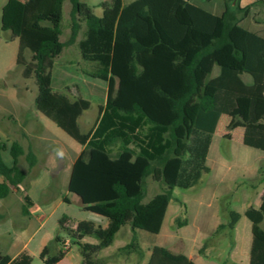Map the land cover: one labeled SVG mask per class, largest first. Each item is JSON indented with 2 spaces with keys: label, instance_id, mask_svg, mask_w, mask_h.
I'll return each mask as SVG.
<instances>
[{
  "label": "trees",
  "instance_id": "obj_1",
  "mask_svg": "<svg viewBox=\"0 0 264 264\" xmlns=\"http://www.w3.org/2000/svg\"><path fill=\"white\" fill-rule=\"evenodd\" d=\"M64 1L8 0L1 28L10 32L8 39H19L17 66L23 67V78L35 79L38 109L83 146L68 190L80 197L83 209L105 217L108 225L75 222L67 214L59 225L78 244L81 264H105L98 255L113 244L121 227L129 224L134 231L160 233L182 178L191 177L189 187L201 184L210 168L200 165L194 170L196 159L206 156L221 115L233 113L241 97L251 100L244 144L264 151V72L248 67L249 38L260 36L242 25L262 0L247 6H241V0H224L221 15L186 0H136L127 5L124 0H105L102 15H97L88 3L70 0V36L63 41ZM81 33L84 73L108 84L106 103L87 133L81 131L78 119L91 102L72 100L52 85L55 60ZM216 66L219 73L213 77ZM246 74L252 83L244 81ZM209 88L215 91L210 93ZM23 155L30 168L37 162L35 153L26 152L18 140L0 138V200L20 192L26 178L19 167ZM149 176L162 191L144 202ZM23 200V215L30 217L32 200L28 195ZM245 215L254 236L251 264H264V190L259 205L248 207ZM240 217L230 211V221L219 229L233 230ZM177 223L188 224L186 207ZM87 235L98 242H83ZM53 242L61 248L49 255L45 246L41 253L45 264L58 263L68 251L60 232ZM118 251L144 257L135 233ZM0 254V264L33 261L26 252L14 259L1 250ZM147 264L196 263L183 252L155 245Z\"/></svg>",
  "mask_w": 264,
  "mask_h": 264
},
{
  "label": "crops",
  "instance_id": "obj_2",
  "mask_svg": "<svg viewBox=\"0 0 264 264\" xmlns=\"http://www.w3.org/2000/svg\"><path fill=\"white\" fill-rule=\"evenodd\" d=\"M186 1H189L190 3H193L216 15H221L225 9L224 0ZM256 1L257 0H241L240 3L241 6H247ZM262 2H258L254 6L253 13L242 21V25L251 32L257 33L260 36H252L249 38L248 67L251 70L264 72V40L262 39L264 38V0H262ZM124 3L127 5L131 2L126 3L124 1ZM102 13L103 9L100 13H97V15H102ZM81 38L82 37L79 34L75 41V43L79 45V48ZM1 40L0 80L7 78L9 73L11 71H14L15 67H18L17 55L19 50L18 38L8 39L7 37V39ZM11 45L14 46V52L11 55L10 59H6V49ZM63 53L64 51L62 52V54ZM13 59H15L14 63ZM57 61L58 60H55L54 68ZM65 69V75H67V77H73V72H75L77 76L82 78L81 80L82 82H84L83 88L86 86V89L84 88L86 94L88 93L93 95L94 93L99 97V99L96 101V104L98 105V116L93 127H90L91 130L96 125L97 120L100 116V112L106 103L105 97L107 99L108 84L105 81L107 84L106 89L103 83L98 82L95 78L87 76L84 73V66L81 63H79L78 66H75V68L67 65ZM218 73L216 75H218ZM216 75L212 76L214 77ZM21 76L22 72H20V74L15 77V79L14 77L10 78L9 82H5L4 85L0 83V96L2 98L10 97V99L14 103V106H0V138L9 137L11 139L18 140L23 145L26 152L31 150L35 153L37 162L33 167L30 168L28 162L26 161L25 155L20 157L19 163L22 160V157L26 163L22 168L26 171V178L20 185V192L12 191L7 197L0 200V250L2 254L10 256L12 257V259L16 258L22 252H26L33 257L32 264L35 261L36 257H38L42 261V263L45 264L44 259L41 258V253L44 247H49V255L57 254L61 248L60 244L53 242V239L57 234V228L52 226L51 218L52 214L56 210V207L55 202L53 201L54 198L52 192L50 191V187L53 180L60 176L64 177L67 181H65V183L68 189L73 165L82 152L83 146L71 136L63 134L61 132L62 129L52 119L41 112L38 109L37 105H22L24 104V99L21 98V95L19 93V79L21 78ZM243 79L248 84L252 83V78L248 74L244 75ZM90 86L93 92H91ZM54 89L56 90L55 87ZM209 89L210 93H213L215 91L214 88ZM25 90L28 93L32 92L29 87H27ZM58 92L67 95L66 92ZM84 96L78 98H85ZM88 100L91 102V108L93 105L92 101L90 99ZM240 100H245V106L249 112L247 119H245V121H247L248 119H250L251 100L247 97H241L238 100V106ZM84 112L78 119L79 127L81 122H83L85 125L91 124L90 120L83 118ZM227 115L230 116V114L221 115L216 130L212 135V140L204 159H207L209 161V159L211 158L210 156L212 153L215 137L220 129H222V138L227 137L230 140V145H226L224 146V148L221 144L219 145L218 150L216 151V154L218 156L217 166L213 163H208L207 165H205L210 168L209 173H207V179L205 180H208V187H204L205 181L203 180V178L201 187L199 188L200 198L207 194V197L205 199L208 205H219V201L229 198L230 192L227 189L231 187L230 183L232 184V182H234L237 178H244L245 180V178H247V176L249 175H251L252 177V175L258 176V174H260V187L256 197H249L247 199L248 207H250L251 205H259L264 190V166L261 164L250 166L237 153L236 145L234 143L235 130L233 129V131H230V129H232L230 123L223 121L224 116ZM241 126L242 131L240 132L239 136L240 141H243L244 143V120L241 121ZM59 128L61 129L60 132ZM249 151L250 154L257 156L258 158L264 157V154H261L257 151ZM199 166L196 164L194 166V170ZM2 180L3 177L0 174V181ZM243 182L246 183V181ZM229 190H231V188ZM68 193L71 192H69L68 190ZM23 195H28L33 203V205L29 208L30 217H26L25 215H23ZM170 207L171 203L165 215L164 223L170 211ZM248 207L239 212L241 214V217L233 230H230L226 227L219 229V225L225 223L221 222L218 218L219 211L213 210L215 211L217 216L216 218H214L211 230L206 232L205 236L206 238H209L213 235H216L215 238L218 239L216 245L223 251L225 250V247L222 237L227 235L230 236V246L221 256H216L214 259H211L209 258V255L208 253H206V251H204L203 253L200 252L201 247H197L191 252H187L185 250L182 252L185 253L196 264H251V250L254 236L252 231V222L247 216V218H245V211ZM101 219L102 220L100 221H92H94L97 225L106 227L108 225V220L106 218ZM73 220L77 222L79 220L89 219L74 218ZM73 227H75V223ZM261 227L264 229V221L261 223ZM134 233L136 234L137 239L144 251V257L141 259L140 263H138L139 261L137 260V258H135L136 253L127 254L118 251L119 248L125 246L131 241ZM140 233V229H136V231H134L129 224L121 227V229L116 234L113 244L102 249L98 257L103 259L105 264H147L151 256L152 249L155 245L149 243V247H146V245L144 244V239L140 236ZM120 235L122 236L121 239L119 238ZM61 236L65 240L64 245L65 248L68 249V251L63 259H61L56 264H81L83 257L80 252L79 246H76L74 244V240L69 234H61ZM82 241L90 243L98 242V240L91 235L85 236ZM66 243H68V246L66 245Z\"/></svg>",
  "mask_w": 264,
  "mask_h": 264
},
{
  "label": "rangeland",
  "instance_id": "obj_3",
  "mask_svg": "<svg viewBox=\"0 0 264 264\" xmlns=\"http://www.w3.org/2000/svg\"><path fill=\"white\" fill-rule=\"evenodd\" d=\"M8 0H0V42H2L1 39H7V37H11L10 32H5L1 28V17H2V9L5 3ZM86 3H88L90 6L93 7V10L97 13H100L103 9L102 2L105 0H82ZM126 3H130L136 0H124ZM71 2L70 0H65L63 4V21H62V34H61V40H68L70 36V25H71ZM82 37V33L80 34ZM14 52V46L11 45L10 47H7L6 49V59H10L11 55ZM26 57L30 59L31 53L29 50L26 51ZM58 60L55 68H54V87L57 91L66 92L67 95L71 99H75L81 96H84L86 99H90L92 101V107L84 112L83 118L90 120L91 124L85 125L83 122L80 123V128L83 133H87L90 130V127H93L97 116H98V105L96 104L99 97L97 94H86V86L83 88L84 82H82V78L76 75L75 72L74 76L67 77L65 75V67L68 65L72 66V68H75V66H78L79 63H81L83 66L85 65V61L82 58L81 51L79 48V45L77 43L72 44L65 48L64 53L58 57ZM15 62V59H13V63ZM73 65H72V64ZM14 65V64H13ZM75 65V66H74ZM23 67H15L14 71H11L7 78H4L0 80V83L2 85L5 84V82H9L10 78L17 77L20 72H22ZM219 72V67L216 66L213 74L216 75ZM72 74V73H71ZM20 80V90L19 93L21 95V98L24 99L23 106H36L35 98L38 94V88L35 83L34 78L29 79H23L22 76L19 79ZM98 82H101L104 84L105 88L107 89V84L105 81L101 79H96ZM29 87L31 89V93H28L25 89ZM91 88V86H90ZM210 90V89H209ZM91 92H93L91 88ZM245 100L239 101V106L237 110L233 114H230V116H224L223 121L229 122L230 126H232V129L230 131L235 130V145H236V151L237 153L243 158L250 166L261 164L264 166V157L258 158L257 156H254L253 154H250L249 150L252 152H259L261 154H264V152L259 151L255 148L249 147L243 143V141H240V132L242 131L241 121L247 119L248 117V109L245 106ZM106 102V97H105ZM0 106H14V103L10 99V97L2 98L0 96ZM58 128V127H57ZM59 128V132H60ZM222 129L217 133L214 141V145L212 148L211 158L209 161L204 158H197L196 163L197 165H207L208 163H213L217 166L218 164V156L216 154V151L218 150L219 145L221 144L222 147L226 145H230V140L227 137L222 138ZM61 132L68 136V134L61 130ZM61 133V134H62ZM70 136V135H69ZM213 162H212V161ZM215 160V161H214ZM25 161L22 160L19 163V167L22 169L24 167ZM184 178V179H183ZM181 182L177 187L173 190V199L171 201V207L170 211L167 215V218L165 220V223L160 231V233H152L149 231L141 230L140 229V236L144 239V244L146 247H149V243H152L154 245L164 246L172 251L175 252H182L187 251L191 252L195 250L197 247H203L204 244H207V247L204 251L208 253L209 258L214 259L216 256H221L227 248L230 246V236H224L222 239L224 240V247L225 250L223 251L220 249L217 244V238H215L216 235H213L209 238H206V232L210 231L214 218H216L217 214L213 210H218V218L221 222L227 224L230 221V214L229 211H237L241 212L246 207H248V198H254L257 195V192L259 191L260 187V179L261 175H249L247 178H237L232 184L230 183V188L227 190L230 192V196L226 200L219 201V205L215 204L214 206H210L207 204L206 197L207 194L204 195L202 198H200L199 188L201 187V184L193 187H189L187 185L191 182V177L189 180H187L185 177H183ZM203 180L205 181L207 179V173L204 174ZM228 179V178H227ZM247 179V180H246ZM64 177H58L55 178L51 184L50 191L53 195V201L55 202L56 210L52 214L51 223L52 226L57 228V233L60 232V234L67 235L68 232L66 230L60 229L59 220L64 215L67 214L73 219H89V220H95L100 221L101 218H105L101 215H98L94 212L87 211L83 209L82 203L80 200V197L76 195L75 193H68V189L65 183ZM243 181H246L244 183ZM67 182V181H66ZM207 182V183H206ZM204 187H208V180L205 181ZM162 191V186L155 182L151 176L147 178V194L144 199V202L149 201L156 193H159ZM68 197L69 202H65L64 198ZM57 204V205H56ZM184 207H186V216L188 218V224L184 226H179L177 223V219L184 214ZM245 218L246 215H245ZM201 229V230H200ZM145 234V235H144ZM119 238L121 239L122 236L120 235ZM75 244V243H74ZM78 246V244H75ZM200 248V249H201ZM137 260L140 263L141 258L136 254ZM33 264H44L42 261L36 257Z\"/></svg>",
  "mask_w": 264,
  "mask_h": 264
},
{
  "label": "water",
  "instance_id": "obj_4",
  "mask_svg": "<svg viewBox=\"0 0 264 264\" xmlns=\"http://www.w3.org/2000/svg\"><path fill=\"white\" fill-rule=\"evenodd\" d=\"M237 0L234 1V3L236 2ZM2 258V255L0 254V259Z\"/></svg>",
  "mask_w": 264,
  "mask_h": 264
},
{
  "label": "built area",
  "instance_id": "obj_5",
  "mask_svg": "<svg viewBox=\"0 0 264 264\" xmlns=\"http://www.w3.org/2000/svg\"><path fill=\"white\" fill-rule=\"evenodd\" d=\"M66 245L68 246V243H66Z\"/></svg>",
  "mask_w": 264,
  "mask_h": 264
}]
</instances>
